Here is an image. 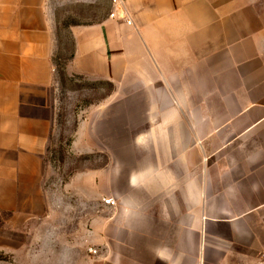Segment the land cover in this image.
<instances>
[{
    "label": "crops",
    "instance_id": "0c3cea01",
    "mask_svg": "<svg viewBox=\"0 0 264 264\" xmlns=\"http://www.w3.org/2000/svg\"><path fill=\"white\" fill-rule=\"evenodd\" d=\"M84 1L0 0V185L13 203H30L25 191L43 179L61 85L56 12ZM117 2L114 18L67 27L66 75L117 86L133 74L152 85L165 76L169 87L167 77L181 76L182 91L198 93L187 107L199 114L182 117L181 128L167 117L171 130L150 133L163 144L141 149L126 195L108 193L116 207H102V264H264V102L212 116L205 108L218 101L201 98L219 89L222 69L237 91L242 51L264 54V0Z\"/></svg>",
    "mask_w": 264,
    "mask_h": 264
},
{
    "label": "rangeland",
    "instance_id": "374dc122",
    "mask_svg": "<svg viewBox=\"0 0 264 264\" xmlns=\"http://www.w3.org/2000/svg\"><path fill=\"white\" fill-rule=\"evenodd\" d=\"M111 4L87 0L56 12L60 63L67 65L72 52L67 27L109 16ZM257 47L251 58L242 51L244 58L238 59L237 91L231 90L230 77L222 69L219 89L201 93L207 102L218 101L205 108L206 113L240 115L245 109L241 101L264 102V54ZM161 62L164 71L166 61ZM225 63L222 60L223 68ZM137 78L133 74L120 86L113 84L112 92L102 80L75 74L61 82L40 187L25 191L32 199L23 204L13 203L0 185V264H102V207L108 193L126 195L125 179L146 158L141 149L161 146L162 141L150 138L152 131L181 128L182 117L199 114L198 108L187 107L198 93L182 91L181 76L167 77L172 87L164 83L165 76L153 85ZM235 100L238 106L230 110L227 105ZM167 117L177 123L162 124Z\"/></svg>",
    "mask_w": 264,
    "mask_h": 264
},
{
    "label": "trees",
    "instance_id": "16d2710c",
    "mask_svg": "<svg viewBox=\"0 0 264 264\" xmlns=\"http://www.w3.org/2000/svg\"><path fill=\"white\" fill-rule=\"evenodd\" d=\"M73 53H74V44L72 43V52H71L70 57L66 61H68L69 59H71L74 56ZM58 59L59 60L62 59L60 55L59 56L56 55L54 57V64H55V68H56L57 74H58L61 82H63L67 78V75H66V72H65L66 64L64 62L63 63H60L58 61ZM100 84L109 86L111 92L114 90V85L111 82L102 81V82H100Z\"/></svg>",
    "mask_w": 264,
    "mask_h": 264
},
{
    "label": "built area",
    "instance_id": "2783aa9c",
    "mask_svg": "<svg viewBox=\"0 0 264 264\" xmlns=\"http://www.w3.org/2000/svg\"><path fill=\"white\" fill-rule=\"evenodd\" d=\"M113 3L116 4V5L118 4L117 0H113ZM116 14H117V11H116V9H114V11L110 14V17L114 18L116 16ZM128 23L130 24L131 22L129 21ZM105 203L108 204V205H112V206L115 204V202L112 201V199L105 200ZM93 253L96 254L97 251H93Z\"/></svg>",
    "mask_w": 264,
    "mask_h": 264
}]
</instances>
